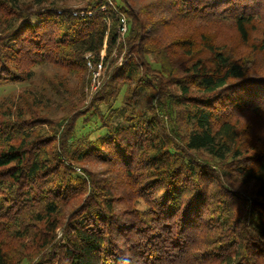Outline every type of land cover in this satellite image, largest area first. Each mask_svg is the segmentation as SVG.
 Masks as SVG:
<instances>
[{
	"label": "trees",
	"instance_id": "1",
	"mask_svg": "<svg viewBox=\"0 0 264 264\" xmlns=\"http://www.w3.org/2000/svg\"><path fill=\"white\" fill-rule=\"evenodd\" d=\"M83 1L0 0V89L76 81L0 100V264H264V0Z\"/></svg>",
	"mask_w": 264,
	"mask_h": 264
},
{
	"label": "rangeland",
	"instance_id": "2",
	"mask_svg": "<svg viewBox=\"0 0 264 264\" xmlns=\"http://www.w3.org/2000/svg\"><path fill=\"white\" fill-rule=\"evenodd\" d=\"M68 3L74 8H79L85 3V1L68 0ZM34 73L35 74L33 80L27 84L7 86L1 88L0 100L4 101L8 100L9 98L16 99L20 94L24 93L25 90H32L34 92L44 94V96L48 98H52L56 96V93L53 92V89L56 88H59L63 92L68 89L70 91H66L67 94L70 97H74L73 100L76 98V96L72 93V91L75 89L76 81L73 79H68L64 73L57 71L51 67L37 68L34 70ZM84 91H86L87 93L86 103H88L91 100V95H93V93L90 94L89 91L86 89ZM54 100L56 99H53L52 101ZM57 100L58 101L56 102L61 101L59 98ZM53 114L55 117H59L62 115V111L53 110Z\"/></svg>",
	"mask_w": 264,
	"mask_h": 264
},
{
	"label": "built area",
	"instance_id": "3",
	"mask_svg": "<svg viewBox=\"0 0 264 264\" xmlns=\"http://www.w3.org/2000/svg\"><path fill=\"white\" fill-rule=\"evenodd\" d=\"M119 31L123 37L125 32H126V26H125L124 22H123V26L121 27V29ZM103 56H104V54H102V58H103ZM88 58H89V56H87L86 59H87V68L91 74V84L87 88V90L91 94V93H94L100 86L101 78H102V75L104 73V67H103L102 63H98L95 66Z\"/></svg>",
	"mask_w": 264,
	"mask_h": 264
}]
</instances>
